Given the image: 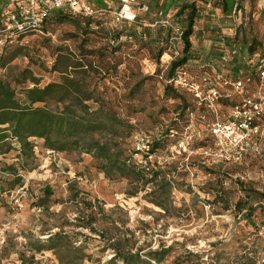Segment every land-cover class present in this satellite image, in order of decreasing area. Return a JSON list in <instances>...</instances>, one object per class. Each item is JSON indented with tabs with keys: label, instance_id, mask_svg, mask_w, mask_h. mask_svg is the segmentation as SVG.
I'll return each instance as SVG.
<instances>
[{
	"label": "rangeland",
	"instance_id": "374dc122",
	"mask_svg": "<svg viewBox=\"0 0 264 264\" xmlns=\"http://www.w3.org/2000/svg\"><path fill=\"white\" fill-rule=\"evenodd\" d=\"M233 1L225 14L223 0H150L149 17L161 8L185 31L191 10L176 13L183 5L195 6L187 68L198 76L215 69L239 78L245 68L235 61L221 65L219 58L234 45L243 59L250 46L263 51L264 16L257 0ZM64 16L65 22L50 18L41 32L20 41L6 43L10 35L0 34V81L20 92L33 87L29 80L16 83L25 70L39 79V87L60 83L64 73H84L99 100L95 106L109 102L132 124L131 147L138 135L151 136L153 144L160 139L148 165L165 180L131 196L134 187L107 179L92 155L53 152L38 139L31 140L33 152L24 154L17 142H7L11 149L0 154V264H123L113 261L112 245L120 239L138 253L134 264H264V159L248 154L241 164H225L206 154L213 145L207 131L212 118L203 121L192 96L168 91L161 80L173 61L158 42L160 27L151 26L155 18L124 26L134 40L116 44L110 32L120 27L97 29ZM20 47L25 56L1 68ZM221 90L231 95L232 102H221L226 119L242 97ZM90 223L94 231L86 228Z\"/></svg>",
	"mask_w": 264,
	"mask_h": 264
},
{
	"label": "trees",
	"instance_id": "16d2710c",
	"mask_svg": "<svg viewBox=\"0 0 264 264\" xmlns=\"http://www.w3.org/2000/svg\"><path fill=\"white\" fill-rule=\"evenodd\" d=\"M145 2L149 6V11L147 13H139L133 23L124 21L114 27H120L121 29L117 32H110L112 43L124 44L133 42L135 33L124 30L123 27L134 25L139 18H150L149 16H152L150 0ZM5 4V0H0V34H3L5 31V21L1 16V9L3 6L5 7ZM222 5L224 13L228 14L234 6V1L223 0ZM95 6L101 9V12L93 18H84L82 16H75V18L84 19L90 26L96 24L97 29L102 27L106 28V25L113 20V13L120 9V4L115 0H96ZM160 9L158 8V10ZM189 9L191 11L186 17L187 27L184 33L183 56L173 61L167 74L160 78L163 80L168 91L170 89L183 91L191 96L185 90L170 86L166 83V79H173L176 72L180 68L187 66L189 60H191V57H189V50L191 48L190 39L193 35L194 22L197 18L195 6L183 5L176 15L182 16ZM158 10L153 13L155 18L153 25L157 22L156 14ZM66 14L73 16L66 10L52 12L46 19L44 27L50 18L65 22L68 19V17L64 16ZM152 18H150V21L153 22L154 18ZM73 22L78 26L81 24L76 20H73ZM173 22L175 23V19H173ZM153 25L151 24V26ZM159 30L161 32V38L158 42L161 44V49L165 51V55L171 59L172 53L169 46V39L172 31L162 27ZM34 33L37 32L20 34L17 37L14 36V38L20 41L23 37ZM124 36H129L132 40L122 42L121 39ZM9 42L12 43L13 39L7 40L6 43ZM231 48L238 50L235 45ZM22 51V47L14 51L13 55L5 59L1 68H6L19 56H25ZM262 56H264V50L260 51L256 49V46H250L247 50L246 58L244 57L243 59L238 52L237 57L233 61L237 65L245 68V73H242V77L249 76L255 82L258 79L256 63ZM243 64L245 65L243 66ZM83 66L79 64L71 67L81 68ZM91 69L95 70L92 66ZM21 75L23 77L22 81H16V83L23 85L29 80L33 87H24L19 92L17 89L12 88L10 83L0 81L1 155H5L11 149L7 143L9 141L17 142L24 154L31 153L34 147L31 140L38 139L43 141V147L45 149L53 152L69 153L82 151L83 153L92 155V157L100 162L101 170L107 179L112 181L127 180L134 187L135 190L130 193L131 196H138L140 193L145 192L147 185L155 182L159 178L160 180H165V177H161V172H155L149 165H144V161L148 156L141 155L136 151V140L134 147H131V144L128 143V139L132 134V124L122 119L117 110L109 102L102 101L97 107L95 106V103L98 104L99 100L96 98L95 90L90 89L84 73L78 71L74 77L68 73H64L60 83H50L44 87H39V79L34 77L31 71H22ZM175 98L179 97L176 96ZM225 102H232L231 98L225 99ZM52 104L56 105L55 110L50 108ZM198 109L200 113L203 112L202 107H198ZM190 114H194V112ZM211 139L213 138L211 137ZM160 145V139L154 142L151 154L154 153L153 147ZM212 147L213 145L209 149ZM134 156H140L141 159H137ZM14 176L16 177L13 183L19 185L21 178L17 177V174H14ZM158 199L153 202L156 206L163 207V203L158 201ZM241 206V201L236 203V207H240V210ZM244 217L251 220L250 215H244ZM86 228L94 231L92 223L88 224ZM125 243V239H120L112 245V250L115 253L113 261L120 260L123 264H134L135 259L140 257H138V253L133 254L132 247H128Z\"/></svg>",
	"mask_w": 264,
	"mask_h": 264
},
{
	"label": "built area",
	"instance_id": "2783aa9c",
	"mask_svg": "<svg viewBox=\"0 0 264 264\" xmlns=\"http://www.w3.org/2000/svg\"><path fill=\"white\" fill-rule=\"evenodd\" d=\"M1 16L5 21V31L12 39L14 36L28 32H41L48 16L58 10L69 11L73 16L93 18L101 9L95 6L96 0H5ZM120 9L113 13V20L106 26L114 28L121 22L133 23L139 13H147V0H115ZM259 10L264 16V0H257ZM157 22L152 26H160L172 31L169 39L171 60L181 57L184 48V33L174 25V15L163 9L158 10ZM174 34V36H173ZM129 36L122 37V42L131 41ZM238 55V50L229 48L223 51L219 64L226 65ZM257 81L249 76L230 78L221 70H213L212 74L198 76L187 66L180 68L173 79H166L170 86L188 92L198 107L203 108L199 116L203 121L208 116L212 120L207 124V131L213 138V147L206 154L214 161L225 164H241L251 154L264 159V56L256 63ZM162 76H165L164 74ZM165 80V79H164ZM222 87L230 88L242 97L239 104L231 107L228 119L221 116L222 99H230L228 92ZM195 118V114H191ZM151 136L138 135L136 151L147 155L144 165L148 166L153 158L151 154L153 141Z\"/></svg>",
	"mask_w": 264,
	"mask_h": 264
},
{
	"label": "crops",
	"instance_id": "0c3cea01",
	"mask_svg": "<svg viewBox=\"0 0 264 264\" xmlns=\"http://www.w3.org/2000/svg\"><path fill=\"white\" fill-rule=\"evenodd\" d=\"M228 117H229V115H228Z\"/></svg>",
	"mask_w": 264,
	"mask_h": 264
}]
</instances>
